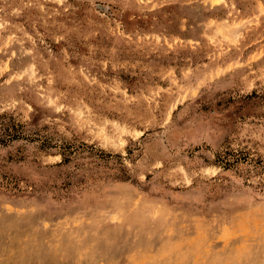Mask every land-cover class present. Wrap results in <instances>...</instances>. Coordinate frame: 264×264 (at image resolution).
Returning a JSON list of instances; mask_svg holds the SVG:
<instances>
[{
	"label": "rangeland",
	"instance_id": "1",
	"mask_svg": "<svg viewBox=\"0 0 264 264\" xmlns=\"http://www.w3.org/2000/svg\"><path fill=\"white\" fill-rule=\"evenodd\" d=\"M0 264H264V0H0Z\"/></svg>",
	"mask_w": 264,
	"mask_h": 264
},
{
	"label": "trees",
	"instance_id": "2",
	"mask_svg": "<svg viewBox=\"0 0 264 264\" xmlns=\"http://www.w3.org/2000/svg\"><path fill=\"white\" fill-rule=\"evenodd\" d=\"M223 159H224V161H223ZM221 160H222V161H220V159H218V161L222 162L225 166H229V165H230L228 159L222 158Z\"/></svg>",
	"mask_w": 264,
	"mask_h": 264
}]
</instances>
